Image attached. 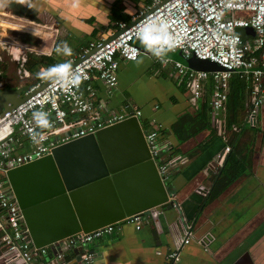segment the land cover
<instances>
[{
	"label": "crops",
	"instance_id": "1",
	"mask_svg": "<svg viewBox=\"0 0 264 264\" xmlns=\"http://www.w3.org/2000/svg\"><path fill=\"white\" fill-rule=\"evenodd\" d=\"M36 4L43 5V11L57 21L55 29L37 19L17 16ZM147 4L148 0H0V5L12 10L11 16L27 25V38L23 42L15 41L9 52L24 79L31 77L25 67L29 54L53 58L57 65L69 64L79 47L113 34L118 23L130 20ZM1 15L6 12L0 11ZM12 25L0 20V26L6 29ZM241 34L245 39L253 37L250 31L242 30ZM65 42L71 49L69 55L62 51ZM141 47L144 52H140L136 61L119 62L118 85L111 94L102 83L92 82L96 91L94 104L103 115L123 113L134 105L141 111L140 121L153 122L158 128L159 141L167 147L164 157L173 150L179 152L167 158L173 161L170 181L176 207L146 213L147 219L138 231L131 224L116 225L111 235L87 247L95 264H164L165 256L175 249L186 231L191 236L180 251L178 264H264V102L250 125L246 120L251 102L250 85L247 88L243 83L230 81L224 109L216 118L210 112L217 140L190 157L189 153L207 141L210 133L203 131L179 143L171 126L184 112L194 113L199 99L191 102L189 93L181 91L173 67L168 74L164 71L169 65L164 61L171 58L162 61L164 53L157 57L145 46ZM258 59L261 65L260 55ZM44 71L41 67L38 73ZM2 74L6 76L7 72ZM169 86L172 91L166 96ZM14 137L13 152L22 153L28 144L18 130ZM232 143L237 157L244 160L245 171L218 194L210 195L213 179L229 152L224 153V149L229 146L233 149ZM56 249L70 259L63 264H81L76 258L83 247L66 249L63 243H57ZM52 255L50 250L42 262ZM0 264H5L2 258Z\"/></svg>",
	"mask_w": 264,
	"mask_h": 264
},
{
	"label": "built area",
	"instance_id": "2",
	"mask_svg": "<svg viewBox=\"0 0 264 264\" xmlns=\"http://www.w3.org/2000/svg\"><path fill=\"white\" fill-rule=\"evenodd\" d=\"M131 21L134 23L130 25ZM160 21L166 22L171 36L170 44L161 46L162 53L178 51L185 59L194 56L223 69L207 73L173 62L174 78L189 93L191 102L202 97L210 81V112L212 118H216L224 109L228 80L232 74H238L250 85L251 102L246 120L253 125L257 111L264 102V0H148L141 12L129 21L117 24L115 32L120 31L118 35L112 39H108L112 34L102 37L90 43L81 55L70 59L69 64L77 59L81 61L69 69L65 79L53 77L43 85L51 79L44 78L31 84L24 91L27 99L0 119V258L5 264L64 263L62 252H56L45 263L42 262V258L50 254V249L35 248L31 243L20 210L13 197L4 189L7 170L46 157L59 145L94 134L126 118L136 117L150 157L167 186L173 161L164 157L163 152L167 147L159 141L158 128L153 122L143 124L140 121L141 111L135 106L123 113L103 115L94 104L96 91L92 85L93 81H98L111 94L118 85L119 62H134L140 55L136 45L141 43L138 39L140 29ZM247 29L253 32L251 40L237 32ZM92 49L94 52L84 58ZM256 51L260 52L261 65L254 56ZM37 111L46 113L51 127L40 128L36 125L33 113ZM17 130L28 144L22 153H14L12 148ZM228 151L226 147L224 153ZM169 201L172 202L171 207L175 208L172 192H169ZM145 214L126 217L119 223L131 224L138 231L147 219ZM119 223L89 233L81 232L59 243H63L66 249L83 247L80 263L95 264L94 256L87 247L111 235ZM190 236L191 233L186 231L175 249L165 256L164 264H178L180 251L189 243Z\"/></svg>",
	"mask_w": 264,
	"mask_h": 264
},
{
	"label": "water",
	"instance_id": "3",
	"mask_svg": "<svg viewBox=\"0 0 264 264\" xmlns=\"http://www.w3.org/2000/svg\"><path fill=\"white\" fill-rule=\"evenodd\" d=\"M27 9L49 28L57 27L43 5ZM0 11L12 15L6 5H0ZM243 31L253 34L250 29ZM119 33L114 32L108 39ZM138 49L144 52L141 46ZM176 53L180 55L177 61L189 69L223 71L209 61L194 56L185 59ZM80 61L69 64V69ZM24 91L0 89V119L27 99ZM4 176V189L18 206L31 243L35 248L49 247L53 255L57 243L78 233L117 224L133 215L161 212L172 205L136 117L59 145L50 155L7 170ZM76 261H80L79 255Z\"/></svg>",
	"mask_w": 264,
	"mask_h": 264
},
{
	"label": "trees",
	"instance_id": "4",
	"mask_svg": "<svg viewBox=\"0 0 264 264\" xmlns=\"http://www.w3.org/2000/svg\"><path fill=\"white\" fill-rule=\"evenodd\" d=\"M17 16L24 17L26 19H32V20L35 19L28 12L22 15L19 14ZM127 21L129 20H124L123 22H127ZM136 45L144 47V45L141 43H136ZM87 46L79 47L78 52L75 54L76 57L81 55L83 50L87 48ZM259 55H260V52L258 53L256 51L254 53V56H256L257 58H259ZM54 65H57V64L54 63L53 58L29 54L27 56L25 67L27 68L31 77L26 79L27 83L25 84V86H22V88H27L31 84H34L46 78V77L37 75L41 67L45 68L46 70L50 66H54ZM0 70H1V75H3L2 73L4 72V64H2L1 62H0ZM230 81H234L240 84L243 83L245 87L248 88V84L243 79H241L238 74H232L230 79L228 80V84ZM262 86L264 89V81H263ZM180 89L181 91H183V93H185V91L182 88ZM210 91H211V84H210V81H208L205 92L203 93L202 97L197 102V110L192 114L188 112H184L183 114L179 115L176 121L171 126L172 134L175 136V138L178 140L179 143L186 142L187 140L194 138L195 136H197L199 133L203 131H208L210 133L211 137L207 141H205L203 144H199L193 150V152L191 151L189 153L190 157H192L193 155L195 156L198 155V153H201L202 151H204L211 143H213V141L217 140L215 131H213L212 126H211V116H210L211 109L209 105V102H210L209 98L211 94ZM227 101H228V98L226 99L225 104L227 103ZM142 123L146 124V122H142ZM232 147H233V143H232ZM169 149H172V148L170 147ZM178 153L179 152L177 150H173L172 153H170V155L167 156V158H170L171 156H174ZM167 158L166 160H168ZM245 168L246 167H245L244 160L240 157H237L236 148L233 147L232 149L229 146V152L226 155L224 165L218 171V175L215 177V179H213L214 184H213V188L210 191V195H216L220 191L225 189L228 185H230L234 180H236L245 171ZM0 179H2V176H0ZM167 188L169 192H172L173 187H172L171 181L167 183Z\"/></svg>",
	"mask_w": 264,
	"mask_h": 264
},
{
	"label": "rangeland",
	"instance_id": "5",
	"mask_svg": "<svg viewBox=\"0 0 264 264\" xmlns=\"http://www.w3.org/2000/svg\"><path fill=\"white\" fill-rule=\"evenodd\" d=\"M2 16V17H1ZM0 20L3 22H8L9 24L13 23L12 27L9 26L7 29L0 30V62L4 64V74L7 72L6 76L1 75L0 70V89L4 88H14V87H22L27 83L26 79L23 76L18 74V63L16 61H12V56L10 55V51L12 50V46L15 45V41L23 42L25 38H27L26 32L27 25L23 24V20H19L11 15H1ZM16 25V26H14ZM9 29V30H8ZM25 32V33H24ZM240 34V31L237 30ZM26 35V36H25ZM167 58H171L172 60H166L169 62V65L164 71L168 74V72L172 71L171 63L174 60L180 61L179 53H164L162 56V61ZM178 62V61H177ZM170 91H172L171 86L166 89V96L170 95ZM134 106V105H133Z\"/></svg>",
	"mask_w": 264,
	"mask_h": 264
},
{
	"label": "clouds",
	"instance_id": "6",
	"mask_svg": "<svg viewBox=\"0 0 264 264\" xmlns=\"http://www.w3.org/2000/svg\"><path fill=\"white\" fill-rule=\"evenodd\" d=\"M138 39L142 44H144L145 48H147L153 55L157 57L162 54L163 48L161 46L168 45L171 42V36L168 33V26L164 21L150 23L142 27L139 31ZM62 51L65 55H69L71 53V49L68 47L66 42L64 43ZM57 52H61L59 47L57 48ZM37 75L46 78L55 77L57 79L63 80L69 75V64L65 62L50 66L43 73H37ZM33 119L36 125L41 128L51 127L47 115L44 112H34ZM33 140H35V136L33 137Z\"/></svg>",
	"mask_w": 264,
	"mask_h": 264
},
{
	"label": "bare ground",
	"instance_id": "7",
	"mask_svg": "<svg viewBox=\"0 0 264 264\" xmlns=\"http://www.w3.org/2000/svg\"><path fill=\"white\" fill-rule=\"evenodd\" d=\"M0 27H2L3 30L6 29L4 26H0ZM0 29H1V28H0Z\"/></svg>",
	"mask_w": 264,
	"mask_h": 264
}]
</instances>
